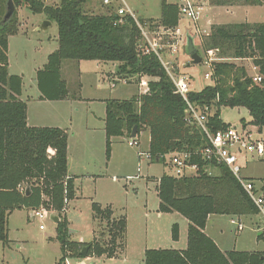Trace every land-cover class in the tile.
<instances>
[{"label":"trees","instance_id":"16d2710c","mask_svg":"<svg viewBox=\"0 0 264 264\" xmlns=\"http://www.w3.org/2000/svg\"><path fill=\"white\" fill-rule=\"evenodd\" d=\"M8 1L0 0V23ZM93 1L61 0L59 5L49 6L42 0H13L17 10L28 8L58 26L59 46L37 72L39 99H80L76 92L71 94L70 82L63 75L66 67L78 66L82 61L114 63L117 83L132 78H147L149 83L146 92L130 100L106 101L108 160L112 139L131 137L135 127H138L137 136L149 131L153 163H164L161 157L170 153L204 147L206 138L196 125L185 121L187 105L175 93V85L158 56L146 53L135 21L126 17L119 23L114 8L106 13H95L89 9ZM208 3V7L233 8L259 6L262 1L208 0ZM16 16L17 12L10 22L0 26V242L4 245L10 242L8 224L13 211H33L49 205L61 211L65 201L74 199L76 194L75 177H69L68 170V132L59 128L29 127L28 105L21 100L23 78L9 73V38L19 32ZM141 21L151 30L176 29L181 22L180 5L162 0L160 19ZM210 29L203 50L215 52L220 61L214 62L211 84L200 92H190V101L207 116L213 133L229 127L220 116L223 107L247 109L251 117L249 124L263 131L264 23L212 24ZM240 59L253 61L263 80L260 84L253 81L254 76H250L245 67L230 61ZM198 163L201 167L198 176L178 179L163 175L157 187L159 213L176 212L189 222L187 248L148 249L143 264H264V253L224 252L207 235V226L215 216L241 218L256 216L258 211L227 167L213 166L219 173L211 176L205 172L209 164L201 160ZM22 185L29 194L21 191ZM93 210L96 219L107 222L102 235L89 245L71 242L67 224L62 221L58 224L57 239L63 253L58 264L64 263L69 248L77 259H83L81 252L88 246L87 257L98 259H116L126 251V218H115L111 208L102 209L98 204L93 205ZM178 236L179 225L174 224L172 237L177 240ZM263 238L261 235L258 239ZM77 244H83L81 249L75 248Z\"/></svg>","mask_w":264,"mask_h":264},{"label":"rangeland","instance_id":"374dc122","mask_svg":"<svg viewBox=\"0 0 264 264\" xmlns=\"http://www.w3.org/2000/svg\"><path fill=\"white\" fill-rule=\"evenodd\" d=\"M46 5L57 6L61 0H42ZM172 3H182L181 0H168ZM197 5L205 7L204 17L199 21L198 28L201 32L195 31L194 23L187 19H182L180 29L184 34L190 30L196 39L197 50L203 58L200 65H194L186 52L184 44L180 46L175 58L168 59L169 49L162 51L164 61L169 62L171 71L177 75H186L190 83V92H200L204 87L211 84V80H206L205 74L210 72L205 65L207 60L217 59L215 52L206 54L203 50V43L207 38V33H211L212 24H239V23H264V0L259 6L241 7L240 5L223 12L217 13L219 9H213L217 16L208 12V0H193ZM101 2V4H100ZM127 6L135 13L137 18L144 21L157 22L161 16L162 0H124ZM181 2V3H180ZM90 6L95 13H106L108 9L102 5V0H94ZM18 27L23 25V36L17 37L11 48L9 58L11 59L13 73H23L25 80H36V72L42 69L49 54L58 48V26L51 22L47 29H42L46 16L43 14H33L28 8L22 7L16 10ZM212 19H208L206 15ZM22 27V26H21ZM208 55V57H206ZM229 61V60H227ZM245 67L250 76H255L258 72L253 70L252 60L240 59L230 60ZM215 62V63H216ZM72 63V62H69ZM112 64V63H111ZM72 64L67 66L63 75L68 79L71 94H76L83 99H131L139 93L138 82L135 78L130 83H119L115 88H111L110 83L104 79L95 61H82L80 65ZM108 70L114 71V66L109 65ZM116 70V68H115ZM22 76V75H20ZM101 84V88L97 85ZM81 95V96H80ZM78 100V101H77ZM73 102L71 109L75 112V119L72 121L70 132L71 142L78 153L80 146H83L84 138L82 126L86 121L95 122L96 125L103 126L104 109L103 101L90 102L89 100H79ZM221 119L231 126L240 129L244 128L258 134V127L249 122L251 117L247 109L243 107H223L220 112ZM246 124V126H244ZM93 125V124H92ZM264 132V129H263ZM72 134L75 136L72 138ZM264 135V133H263ZM110 158L112 162L107 170L103 167L99 169H89L79 174L74 180L75 197L70 201H65L63 210H58L54 206H45L48 217L44 219L36 218L30 209H18L9 216L8 237L9 244L0 242V264H58L62 257V245L58 238V224L62 221L67 224L69 230V240L74 243L91 244L95 237H100L105 229L106 222L96 219L93 205L98 204L102 209L111 208L115 218L124 216L127 223L126 251L116 259H98L87 257L77 259L72 256V248L67 252L63 264H143L145 252L148 249H177L183 250L188 244L189 222L179 213H159L160 200L157 194V187L163 175H171L170 167L166 162L141 161L138 152H148L150 146L149 131L141 132L135 140L139 141L138 147H130L131 137L113 138ZM102 147L103 161L105 159V143L97 144V150ZM115 159L111 160L114 156ZM107 157V155H106ZM107 159V158H106ZM74 161L82 162L75 155ZM106 162V160H105ZM244 176L259 181L264 187V161L245 162ZM108 172H107V171ZM218 170L214 172L218 175ZM137 177V178H136ZM115 178V179H114ZM128 178H133L129 180ZM21 189L26 192L25 185ZM50 201V198H46ZM51 217L59 219L55 223ZM231 219H238L245 228L238 231L237 225L232 224ZM213 223L208 224L207 234L213 237L223 250L247 251L254 253H264V238L258 239L260 231V221L258 215L241 218L234 217H213ZM179 225V236L177 240L172 237V227ZM44 229L41 230L40 227ZM76 245V249L83 246ZM74 247V246H72ZM71 256V257H69Z\"/></svg>","mask_w":264,"mask_h":264},{"label":"built area","instance_id":"2783aa9c","mask_svg":"<svg viewBox=\"0 0 264 264\" xmlns=\"http://www.w3.org/2000/svg\"><path fill=\"white\" fill-rule=\"evenodd\" d=\"M102 5L107 9H115L119 17V23H123L126 17H130L135 21L142 33V40L145 44L146 53L153 52L158 56L175 85V93L180 95L185 101L187 105V109L185 110V121L188 124L196 125L207 140L204 147L194 151L175 152L162 156L161 158L164 159L170 167V176L178 179L198 176L201 172V167L198 163L199 160L209 164L205 172L211 176H216L214 172L217 169L213 166L223 165L227 167L257 209L258 219L260 221L259 234L264 237V187L259 181L248 178L243 174L246 165L245 162L248 164L249 162L264 161V132L258 129V134H255L247 129H240L231 125H229L227 129L217 131L216 133L211 132L207 124V116L200 112L189 99V79L186 75H177L173 73L171 71L172 67H169L170 63L163 60L162 51L164 48L169 49L167 56L173 59L179 52L180 46L184 44L185 38L180 26L176 29L156 28L155 30H151L142 23L141 19L137 18L124 0H102ZM204 9L205 7L197 5L192 0H183L180 4V19H187L191 21V23H194L195 31L199 34L201 30L198 28L197 24L204 17ZM206 35H209V33ZM211 53L212 52H209L208 54ZM206 57H208V55ZM205 65L209 68L210 72L206 73L204 78L206 80H211L214 70V60H207ZM253 70L255 72L258 71L257 67H253ZM142 79L140 83L141 88H145L147 91L149 79ZM253 81L260 84L263 80L262 77L256 73ZM135 139L129 142L130 147L139 146V141ZM138 158L141 161L145 159L150 163L152 162V155L149 151L138 152ZM128 179L132 180L133 178ZM21 191L24 193L22 189ZM33 215L40 219L49 216L47 211L43 209L34 210ZM233 220L238 219H231L230 222L237 225L238 231H243L245 226ZM40 229L43 230L44 227L41 226Z\"/></svg>","mask_w":264,"mask_h":264},{"label":"crops","instance_id":"0c3cea01","mask_svg":"<svg viewBox=\"0 0 264 264\" xmlns=\"http://www.w3.org/2000/svg\"><path fill=\"white\" fill-rule=\"evenodd\" d=\"M183 0H181L182 2ZM193 1V0H192ZM180 2V3H181ZM170 3H172L170 1ZM101 4V2H100ZM178 4V3H177ZM93 6L94 5H90ZM213 9H219L217 13L223 12L222 10H228L231 8H223V7H208V12L209 14L213 13ZM91 10L95 12V10L91 7ZM206 15L208 19H212L210 15ZM214 18H221V16H217L215 11H214ZM160 19V18H159ZM22 26V27H21ZM19 27V32L13 36H10L9 38V51H8V57L11 52L12 44L14 40L17 37L23 36L22 34H27L23 32V25ZM191 30V29H190ZM50 55V54H49ZM109 65L114 66V71H110L108 69ZM97 67L99 68V71H101L102 76L104 79H106L110 85L111 88H115L117 84L119 83H130V80H123L119 81L117 83V76H115L117 65L114 63H99L97 62ZM12 69V64H11V59L9 58V73L11 75H22L23 78V90H22V96L21 100L26 102L28 105V113H27V123L29 127H35V128H59L62 130H66L68 132V137H69V142H68V170H69V177H79L78 175L82 173L81 170L86 171L87 174H90L89 169L95 170L96 168L99 170H102L103 167L106 165V169L109 170L108 168L112 166V162L107 161L106 159V146H107V136H106V101L108 100H113V99H99V98H93V99H83L80 97L79 100H89L90 102L94 101H103L105 105V109L103 111L104 113V118H101L103 120V126L101 125H96L95 122H90L89 120L86 121L85 127L82 126V132H83V138L84 143L83 146H80V149H78V153L74 152L75 148L73 146V143L71 142L70 138V132L72 128V121L75 119V112L72 111L71 106L73 102L76 100H67V101H42L40 100V92L37 87V79L34 81L33 79L31 80H25L24 74L23 73H13L11 72ZM38 72V71H37ZM36 72V76H37ZM138 82V89H139V94L144 93L145 88H141V81L143 79H137L135 78ZM116 83V84H115ZM97 88H101V84L97 85ZM135 95V96H137ZM81 96V95H80ZM134 96V97H135ZM133 98V97H132ZM131 98V99H132ZM118 100V99H117ZM130 100V99H126ZM78 101V100H77ZM93 124V125H92ZM72 138L75 136V134H72ZM120 138V137H119ZM115 139V138H114ZM103 141L105 143V159L103 161V155H102V147L97 150V144L100 147V144H103ZM115 141L112 139V144ZM75 155L78 156V158L81 160L82 165H80L79 162L74 161ZM115 159V152L114 156L112 157L111 160ZM106 160V162H105ZM106 170V171H107ZM108 172V171H107ZM115 179V178H114ZM213 219V218H212ZM213 223V220L210 221V224ZM207 233V230H206ZM210 236L209 234H207ZM258 236L260 234L258 233ZM211 237V236H210ZM215 242L216 240L211 237ZM217 243V242H216ZM218 244V243H217ZM219 246V245H218ZM220 247V246H219ZM221 248V247H220ZM161 249V248H160ZM222 249V248H221ZM224 252H228V250H223ZM232 251V250H230ZM82 264V263H81ZM86 264V263H84Z\"/></svg>","mask_w":264,"mask_h":264},{"label":"water","instance_id":"95a60500","mask_svg":"<svg viewBox=\"0 0 264 264\" xmlns=\"http://www.w3.org/2000/svg\"><path fill=\"white\" fill-rule=\"evenodd\" d=\"M16 6L13 2V0H9L7 3V11L6 14L4 16V19L2 20V22L0 23V26H3L5 24H7L8 22H10V20L13 18L15 12H16ZM51 25L50 21H45L44 26L42 27V29H47V27H49ZM185 45H186V52L187 54H189L191 61L193 62L194 65H200L203 61L202 56L200 55V53L198 52V48L196 45V39L194 37V35L191 33L190 30H187L186 35H185ZM137 132H138V127H135L133 129L131 138L135 139L137 137ZM26 194H29V190L26 191ZM52 220L55 223L59 222V219L52 217ZM90 247H85L83 249V251L81 252V255L83 258H87L88 256V251H89Z\"/></svg>","mask_w":264,"mask_h":264}]
</instances>
